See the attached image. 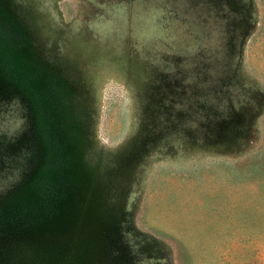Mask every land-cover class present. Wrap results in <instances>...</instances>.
<instances>
[{"label":"rangeland","instance_id":"obj_1","mask_svg":"<svg viewBox=\"0 0 264 264\" xmlns=\"http://www.w3.org/2000/svg\"><path fill=\"white\" fill-rule=\"evenodd\" d=\"M0 36V264H264V0H0Z\"/></svg>","mask_w":264,"mask_h":264},{"label":"water","instance_id":"obj_2","mask_svg":"<svg viewBox=\"0 0 264 264\" xmlns=\"http://www.w3.org/2000/svg\"><path fill=\"white\" fill-rule=\"evenodd\" d=\"M8 52L9 51L7 49L0 47V63L9 72L8 76L19 80L23 78L26 79L27 78V75H25L26 66L23 65V62L18 57H16L15 54L12 55V53L10 52L8 53ZM28 82L31 86L33 85V87L34 86L37 87V90L38 88H40L41 83L38 84L36 81L30 79L28 80Z\"/></svg>","mask_w":264,"mask_h":264},{"label":"trees","instance_id":"obj_3","mask_svg":"<svg viewBox=\"0 0 264 264\" xmlns=\"http://www.w3.org/2000/svg\"><path fill=\"white\" fill-rule=\"evenodd\" d=\"M15 37H16V35H15ZM16 38H17V37H16ZM16 38H15V39H16ZM17 40H18V39H17ZM19 44H20V43H19ZM20 45H21V44H20Z\"/></svg>","mask_w":264,"mask_h":264}]
</instances>
